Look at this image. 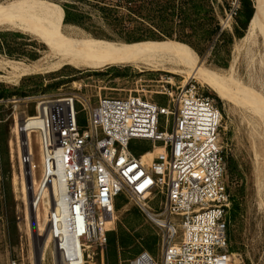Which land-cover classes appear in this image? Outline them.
I'll list each match as a JSON object with an SVG mask.
<instances>
[{
	"label": "built area",
	"instance_id": "2783aa9c",
	"mask_svg": "<svg viewBox=\"0 0 264 264\" xmlns=\"http://www.w3.org/2000/svg\"><path fill=\"white\" fill-rule=\"evenodd\" d=\"M227 3L221 32L239 26L244 7ZM164 89L166 103L139 93L100 96L95 105L76 93L43 96L17 129L38 136L40 163L28 137L18 139L19 158L42 169L30 206L49 209L63 264H99L123 197L164 228L161 256L142 250L128 264H234L222 111L195 80ZM158 194L155 211L146 203Z\"/></svg>",
	"mask_w": 264,
	"mask_h": 264
},
{
	"label": "rangeland",
	"instance_id": "374dc122",
	"mask_svg": "<svg viewBox=\"0 0 264 264\" xmlns=\"http://www.w3.org/2000/svg\"><path fill=\"white\" fill-rule=\"evenodd\" d=\"M49 1L62 7L64 28L71 35L92 36L129 45L175 43L190 49L199 62L209 69L229 76L235 74L245 85L264 94V49L255 45L241 48L242 38L247 31L242 25L246 20L244 7L238 18L239 26L233 31L221 32L219 23L228 8L227 0H172L179 10L173 11L170 36L163 34L162 38L156 40L127 42L119 39L117 33L104 26L97 17L85 18L82 25L65 22L64 1ZM106 1L109 4H122L121 13H129L124 7L129 0ZM247 1H252L255 7L256 0ZM136 3L148 5L144 0ZM78 4L85 12L91 11L88 1ZM47 50V45L33 34L18 27L0 28V61L27 64L40 58ZM7 69L10 70V67ZM6 73L0 68V76ZM191 80H195L202 93L215 99L223 115L222 140L231 193L229 234L234 264H264V120L256 117L258 114L254 115L252 108L243 100H235L228 94L218 92L198 77ZM184 81L185 77L181 75L140 70L123 63L82 66L73 62L26 73L14 81L0 80V264H37L39 258L42 264H60L59 256L52 248L53 243L43 259L45 236L39 235L37 220H31V224L27 219L26 210L30 207L31 212L33 192L29 204L26 203L23 189L26 184L29 186V176L19 158L17 118L23 122L27 116L35 114L37 102L43 96L59 97L76 93L95 105L100 96L127 97L130 93H139L166 103L169 99L167 95L156 92L165 90V86L177 90L185 85ZM32 141L36 163L39 164L36 134H33ZM258 143L261 144L258 146ZM150 147L148 143L146 149ZM41 173L42 169L38 168L37 179ZM162 200L163 196L158 194L146 206L159 211ZM116 215V221L108 224L109 240L104 253L98 257L99 264H128L142 250L149 251L157 258L161 256L164 228L156 224L131 198L123 197L118 201Z\"/></svg>",
	"mask_w": 264,
	"mask_h": 264
},
{
	"label": "bare ground",
	"instance_id": "6f19581e",
	"mask_svg": "<svg viewBox=\"0 0 264 264\" xmlns=\"http://www.w3.org/2000/svg\"><path fill=\"white\" fill-rule=\"evenodd\" d=\"M63 20L64 12L62 7L49 0L0 1V28L11 26L18 27L24 32L26 31L35 35L48 47V50L45 51L40 58L30 61L27 64H13L5 60L0 61V68L7 72L5 76H0V80L14 81L23 74L44 71L63 62H73L82 66L123 63L125 65H132L140 70L164 71L181 75L185 77V84H187L191 78L198 77L205 84L215 87L218 92L228 94L229 97L235 100H243V103L245 102L252 108V111H254L253 114H258H254L256 117L260 116L264 120V94L262 92L257 91L253 87H249L248 84V86L245 85L236 78L237 76L235 77V74L229 76V74L225 75L209 69L199 62L198 57H196L190 49L184 46L170 42L129 45L92 36L77 37L69 34L65 30ZM248 45H255L264 49V0H256L255 17L249 22L247 31L242 38L241 48ZM235 62L236 61H234V63ZM7 67H10V70L7 69ZM229 91L232 92L229 93ZM262 122L263 121H261V123ZM20 126L24 127L25 121L22 122L17 118V129L20 128ZM24 136L32 141L33 133H24L23 135L17 134L18 139H20V137L24 138ZM259 137L260 135L258 138ZM262 141L264 142V135ZM259 142L261 141L259 140ZM260 144L258 143V146ZM19 150L20 154H23L25 151L22 147ZM153 156V151H148L147 157L153 158ZM22 167L25 171L27 170V175L29 176V186L26 184L23 189L25 199H27V202H25L29 204L34 187L38 182L36 175L37 169L31 170L28 164H22ZM260 168L262 169L263 166L261 165ZM147 204L148 203H146V205ZM29 208L26 210L27 219L29 221L37 220L40 231L38 233L39 235L45 236V242L43 244L44 259V256H46L53 243L50 235V227L47 222L49 209L47 208L45 211L39 209L36 211L31 207V212L29 213ZM52 248L54 249L53 246ZM59 260L60 264H63L60 257Z\"/></svg>",
	"mask_w": 264,
	"mask_h": 264
},
{
	"label": "trees",
	"instance_id": "16d2710c",
	"mask_svg": "<svg viewBox=\"0 0 264 264\" xmlns=\"http://www.w3.org/2000/svg\"><path fill=\"white\" fill-rule=\"evenodd\" d=\"M63 1L65 22L82 25L85 18L97 17L102 20L104 26L112 28L119 39L127 42L156 40L162 38L163 34L170 36L171 17L176 9L172 0H144L148 2V5L137 4L138 0H129V4L124 6L129 13L122 14V4H109L106 0ZM82 1H88L91 11L85 12L82 9L78 4ZM243 5L246 20L242 25L246 31L255 13V7L252 1L247 0H243ZM219 31H221L220 23Z\"/></svg>",
	"mask_w": 264,
	"mask_h": 264
},
{
	"label": "water",
	"instance_id": "95a60500",
	"mask_svg": "<svg viewBox=\"0 0 264 264\" xmlns=\"http://www.w3.org/2000/svg\"><path fill=\"white\" fill-rule=\"evenodd\" d=\"M255 17V13H254V15H253V17H252V19ZM252 19H251V21H252ZM250 21V22H251ZM37 264H42V260L39 258V261L37 262Z\"/></svg>",
	"mask_w": 264,
	"mask_h": 264
}]
</instances>
